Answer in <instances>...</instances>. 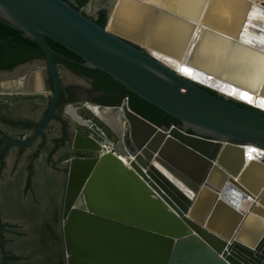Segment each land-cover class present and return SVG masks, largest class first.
I'll return each mask as SVG.
<instances>
[{
	"label": "water",
	"instance_id": "1",
	"mask_svg": "<svg viewBox=\"0 0 264 264\" xmlns=\"http://www.w3.org/2000/svg\"><path fill=\"white\" fill-rule=\"evenodd\" d=\"M114 1L101 26L64 0H0V22L39 45L52 82L48 91L37 61L0 70V95L6 83H20L24 95H51L24 138L12 140L0 128L2 154L35 146L61 109L56 56L66 57L48 40L181 123L157 126L125 99L63 108L66 119L91 133L75 132L71 141L73 152L90 156L61 164L62 264H264V156L244 164L241 152L248 145L264 151V112L184 78L147 52L186 57L189 68L264 98V6L117 0L113 9ZM255 219L260 228L250 226ZM26 255L32 264L48 262Z\"/></svg>",
	"mask_w": 264,
	"mask_h": 264
},
{
	"label": "flooded vegetation",
	"instance_id": "2",
	"mask_svg": "<svg viewBox=\"0 0 264 264\" xmlns=\"http://www.w3.org/2000/svg\"><path fill=\"white\" fill-rule=\"evenodd\" d=\"M64 1L90 17L85 10L90 0ZM79 2L82 4L79 5ZM101 12L107 13L106 10H101L99 13ZM42 59L44 57H35L25 63L33 65L35 61L39 62ZM66 59L75 62L72 58L66 57ZM59 64L64 65L65 70L82 83L65 85L62 81L61 109L51 121L48 128L49 131L45 132L35 146L30 148H10L4 154L2 152L5 144L0 140V264H32V258L26 255L27 252L42 255V253L36 252L32 248L27 250V248L19 247L20 244L29 243V241H33L38 236L34 228L35 221L33 220H45L47 218V210L45 208L47 204L44 203L37 190L40 186H44L47 189L52 185L57 186V193H59L55 198V208L52 206V210L54 222L56 225L58 224L59 229L61 195L64 190L66 174L61 168L63 162L57 161L65 159L73 152L71 150V141L76 132L74 125L63 116V108L68 104L82 106L85 102L119 106L127 98L123 89L102 82L99 77L100 74L96 72L85 74L72 68L68 63ZM80 64L82 65V63ZM24 72L25 68H22L15 72V75H20ZM45 83L47 88L51 87L52 89L50 76L48 81L45 79ZM47 108L37 107L31 110L26 104L16 102L12 111L0 113V128L12 140L22 139L37 127ZM84 110L81 109L79 113L83 115ZM98 125L106 130L101 123H98ZM90 133L89 130L88 134L84 135H89ZM43 154L46 155L44 161L47 164V168L44 167L41 161V155ZM58 195L60 198H58ZM29 219L31 222H28Z\"/></svg>",
	"mask_w": 264,
	"mask_h": 264
},
{
	"label": "bare ground",
	"instance_id": "3",
	"mask_svg": "<svg viewBox=\"0 0 264 264\" xmlns=\"http://www.w3.org/2000/svg\"><path fill=\"white\" fill-rule=\"evenodd\" d=\"M249 2H252L259 6H264V0H248ZM117 3V0L114 1L113 9ZM147 52L149 55L154 57L155 59L159 60L166 66H168L170 69L174 70L179 75L183 76L186 79H189L197 84H200L204 87H207L209 89H212L219 94L229 98L233 99L237 102L243 103L245 105L251 106L256 108L257 110H260L264 112V98L256 95L254 93H251L245 89L239 88L237 86H234L227 82H217L215 79L205 76L198 72L197 70L193 68H189V66L185 63L186 57L180 61L177 62L175 60H172L170 58H166L160 54H157L156 52H153L151 50L147 49ZM21 87V84L17 83H6L3 85L2 89L3 92L10 93L12 91H17ZM254 150V151H253ZM238 150H235L237 152ZM261 150L257 148L256 146H244L241 150L242 152V159L245 162V159L253 160L258 157L264 156V152H260ZM235 156V154H234ZM260 175L262 176V173L258 172L256 176V180H260ZM44 184V183H43ZM46 186V185H45ZM57 186L52 185L51 187H38V192L41 196V198L44 200V203H46V216L45 220H33L34 222V228L37 232V235L33 241H29L20 244V248H27L34 249L36 252L42 253V256L44 255L46 258H48V262L44 261H38V264H62V258H61V243H60V233L58 229V224L56 225L53 218V208L56 203V197H57ZM55 208V207H54ZM31 217V216H30ZM244 217H242V220ZM28 221V220H27ZM28 222H31L29 219ZM258 222V223H257ZM254 223L256 225H254ZM251 223V227L260 228L261 224L257 219H255V222ZM31 224V223H30ZM250 224V223H249ZM33 225V223H32ZM33 229V227H31Z\"/></svg>",
	"mask_w": 264,
	"mask_h": 264
},
{
	"label": "trees",
	"instance_id": "4",
	"mask_svg": "<svg viewBox=\"0 0 264 264\" xmlns=\"http://www.w3.org/2000/svg\"><path fill=\"white\" fill-rule=\"evenodd\" d=\"M80 4L82 3L79 2V5ZM95 20L99 25L104 26L106 22V14L104 12L99 13L98 18ZM48 42L57 53L75 60V62H73L66 58L56 56L58 64L68 63L72 68L85 74L96 72L100 74L99 77L102 82L109 83L116 88L118 87L123 89L125 92V97L128 98L129 108L133 112L157 126L170 127L171 125L177 126L181 124L177 119L166 114L156 106H153L150 103L142 100L136 94L128 91L125 87L114 81L108 75L97 70L84 68L80 64H83V61L61 45L54 43L51 40H48ZM35 57H44L39 45L36 42H32L24 38L21 31L11 28L8 25L0 22V70L12 69L17 65L33 60ZM211 93L214 94L213 92ZM189 133L192 134L190 131Z\"/></svg>",
	"mask_w": 264,
	"mask_h": 264
},
{
	"label": "rangeland",
	"instance_id": "5",
	"mask_svg": "<svg viewBox=\"0 0 264 264\" xmlns=\"http://www.w3.org/2000/svg\"><path fill=\"white\" fill-rule=\"evenodd\" d=\"M111 8V0H90L87 6L85 7V10L88 15H90L91 18L97 19L98 14L101 10H106ZM36 63V62H35ZM35 67L41 68V72L44 74L45 79L49 80L48 71L46 68V64L44 62V59L40 60L38 63L34 64ZM59 69L61 70V77L62 81L65 85L68 84H81V81H78L75 79V77H72L64 68V65L59 64ZM48 91L51 90V87L47 88ZM51 98V95H24L22 93H18V91H12L11 93L4 92L3 95H0V113H7L9 111H12L14 108V104L16 102H26V101H33V106L30 107L31 110L34 108H46L48 107L49 100ZM84 117L91 118L90 114L87 111H83ZM48 130V129H47ZM74 130L76 132H80L83 134H88L89 130L83 127L74 126ZM89 154L86 153H77L72 152L70 153L65 160L60 159L57 162L60 161H66L70 160L74 157H89ZM56 162V163H57Z\"/></svg>",
	"mask_w": 264,
	"mask_h": 264
},
{
	"label": "crops",
	"instance_id": "6",
	"mask_svg": "<svg viewBox=\"0 0 264 264\" xmlns=\"http://www.w3.org/2000/svg\"><path fill=\"white\" fill-rule=\"evenodd\" d=\"M21 103H23V104H26L27 105V107H31V106H33V104H34V102L33 101H26V102H21ZM51 129H53V128H51ZM7 130V129H6ZM9 131V130H8ZM49 131V130H48ZM47 131V132H48ZM51 131V130H50ZM9 132H11V131H9ZM41 161H42V164H44V167L45 168H47V164H46V162L44 161L45 159H46V155H41ZM65 160V159H64ZM67 160V159H66ZM63 162V161H62Z\"/></svg>",
	"mask_w": 264,
	"mask_h": 264
},
{
	"label": "snow or ice",
	"instance_id": "7",
	"mask_svg": "<svg viewBox=\"0 0 264 264\" xmlns=\"http://www.w3.org/2000/svg\"><path fill=\"white\" fill-rule=\"evenodd\" d=\"M246 43H251V41H246ZM261 43L264 44V39H261Z\"/></svg>",
	"mask_w": 264,
	"mask_h": 264
},
{
	"label": "built area",
	"instance_id": "8",
	"mask_svg": "<svg viewBox=\"0 0 264 264\" xmlns=\"http://www.w3.org/2000/svg\"><path fill=\"white\" fill-rule=\"evenodd\" d=\"M125 100L128 101V98H125ZM262 152H264V151H262Z\"/></svg>",
	"mask_w": 264,
	"mask_h": 264
}]
</instances>
